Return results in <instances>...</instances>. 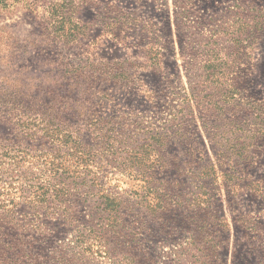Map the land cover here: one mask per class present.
<instances>
[{
	"label": "rangeland",
	"instance_id": "1",
	"mask_svg": "<svg viewBox=\"0 0 264 264\" xmlns=\"http://www.w3.org/2000/svg\"><path fill=\"white\" fill-rule=\"evenodd\" d=\"M0 264H264V0H0Z\"/></svg>",
	"mask_w": 264,
	"mask_h": 264
}]
</instances>
